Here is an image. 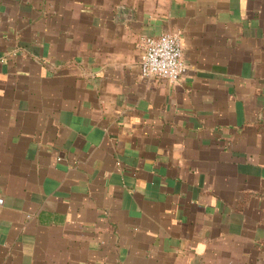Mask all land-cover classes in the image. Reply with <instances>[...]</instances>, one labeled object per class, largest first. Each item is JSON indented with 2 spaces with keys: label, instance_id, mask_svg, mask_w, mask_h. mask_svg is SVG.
<instances>
[{
  "label": "crops",
  "instance_id": "crops-1",
  "mask_svg": "<svg viewBox=\"0 0 264 264\" xmlns=\"http://www.w3.org/2000/svg\"><path fill=\"white\" fill-rule=\"evenodd\" d=\"M0 264H264V0H0Z\"/></svg>",
  "mask_w": 264,
  "mask_h": 264
},
{
  "label": "built area",
  "instance_id": "built-area-1",
  "mask_svg": "<svg viewBox=\"0 0 264 264\" xmlns=\"http://www.w3.org/2000/svg\"><path fill=\"white\" fill-rule=\"evenodd\" d=\"M140 49L143 78L178 83L186 75L188 66L179 36L166 34L160 38L144 37Z\"/></svg>",
  "mask_w": 264,
  "mask_h": 264
}]
</instances>
